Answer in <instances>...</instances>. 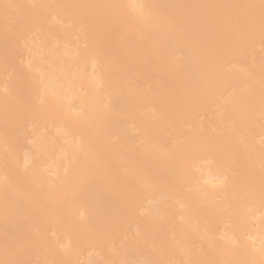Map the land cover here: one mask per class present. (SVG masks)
Segmentation results:
<instances>
[{
	"label": "bare ground",
	"instance_id": "bare-ground-1",
	"mask_svg": "<svg viewBox=\"0 0 264 264\" xmlns=\"http://www.w3.org/2000/svg\"><path fill=\"white\" fill-rule=\"evenodd\" d=\"M0 264H264V0H0Z\"/></svg>",
	"mask_w": 264,
	"mask_h": 264
}]
</instances>
